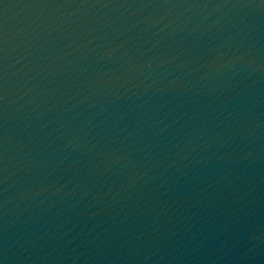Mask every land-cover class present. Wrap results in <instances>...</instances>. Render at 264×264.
Segmentation results:
<instances>
[{
  "label": "water",
  "instance_id": "1",
  "mask_svg": "<svg viewBox=\"0 0 264 264\" xmlns=\"http://www.w3.org/2000/svg\"><path fill=\"white\" fill-rule=\"evenodd\" d=\"M0 264H264V0H0Z\"/></svg>",
  "mask_w": 264,
  "mask_h": 264
}]
</instances>
